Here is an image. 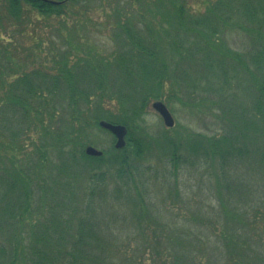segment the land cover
I'll list each match as a JSON object with an SVG mask.
<instances>
[{
	"label": "trees",
	"instance_id": "trees-1",
	"mask_svg": "<svg viewBox=\"0 0 264 264\" xmlns=\"http://www.w3.org/2000/svg\"><path fill=\"white\" fill-rule=\"evenodd\" d=\"M81 1L0 0V19L60 17ZM201 1L194 15L187 0H158L138 15L144 34L118 20L125 48L113 58L73 54L76 43L54 69L18 72L0 54V264H264V0ZM226 29L246 35L244 50ZM179 55L195 62L190 74ZM164 96L201 108L212 131L148 134L140 121ZM100 119L124 124L126 143L86 154L87 136L107 131ZM152 161L165 208L149 187ZM195 163L216 174L191 204L177 176Z\"/></svg>",
	"mask_w": 264,
	"mask_h": 264
},
{
	"label": "rangeland",
	"instance_id": "rangeland-1",
	"mask_svg": "<svg viewBox=\"0 0 264 264\" xmlns=\"http://www.w3.org/2000/svg\"><path fill=\"white\" fill-rule=\"evenodd\" d=\"M155 2L157 3L158 0H86L72 5L67 15L50 18L32 15L31 20L29 18L26 23L19 26H9V23L1 18L0 37H4L0 43L1 60L4 65L13 68V70L17 69L16 71L18 72L29 71L38 66L52 69L54 63L64 56L63 53L74 49L72 45H76V43H79L80 49L79 51L78 49L73 50V54L74 52L84 54L85 50L89 48L93 53L92 55L97 54L98 56L102 54V56L106 55L107 58H110V55L113 58V55H116L118 50L125 48L123 40L126 39L117 21L124 22V18L127 15L128 19L132 20L131 22L135 23L136 27H145V29L142 28L141 30L142 34H144L147 28L142 21L143 19H139L138 15H150L146 7L152 9ZM198 2L202 4L201 0ZM188 3L189 0H187L185 5L187 6ZM203 6L202 13L205 12L206 7L205 4ZM187 9L189 8L187 7ZM188 12L194 15L198 14L193 13L190 9ZM165 38L166 42L164 41L163 43L161 40L160 45L168 49L170 38ZM223 39L231 47L241 50H244L248 42L246 35L236 29L224 30ZM67 44L70 45L68 46ZM180 56L176 58L180 61L179 67L183 72L186 71L187 74H190L192 72L190 64L194 65L195 62L192 58L183 59V57L179 58ZM70 63L72 62L70 61ZM193 70L195 72V69ZM175 93L181 99L186 95L185 91H176ZM237 97L243 102L246 101V95L243 93H240ZM177 99L179 98L168 99L166 96L160 98L174 118L175 122L172 127H175L177 131L185 128L203 133L212 131L214 128L213 118L200 114L199 109L201 108L184 104ZM184 99H186L185 96ZM154 100L158 99H152L149 102L146 114L143 120L140 121L144 130L152 136L159 134L162 128H167L162 117L151 106ZM29 132L34 135L33 129L29 130ZM87 138L90 144L99 150L109 148L115 142L113 134L98 128H95ZM27 143L31 144L30 141H27ZM31 147L32 144L28 146V151ZM148 150L150 153L155 150L152 154H157L158 152L154 144ZM208 166L203 168L195 163L193 166L190 164L183 166L179 170L177 176L178 186L185 197L187 195V197L191 198H189L190 201L192 200L191 204L196 202L198 198H204L209 189L213 188L211 182L216 174V169L214 164ZM53 168L55 169V167ZM161 168L162 165L160 166L158 161H152L149 187L158 194L155 198L156 205L160 208H165L168 203L166 200L167 185L162 181L164 174H162ZM60 191L62 193L63 189L61 188ZM78 195L80 194L78 193ZM37 202L38 199L36 198L35 204ZM19 253H21V249H19ZM20 255L22 256V254ZM2 257V254H0V258Z\"/></svg>",
	"mask_w": 264,
	"mask_h": 264
},
{
	"label": "water",
	"instance_id": "water-1",
	"mask_svg": "<svg viewBox=\"0 0 264 264\" xmlns=\"http://www.w3.org/2000/svg\"><path fill=\"white\" fill-rule=\"evenodd\" d=\"M151 106L156 112L159 113L167 127H171L174 124V118L163 101L154 100L152 101ZM98 124L100 127L107 129L114 135L115 147L120 148L125 145V136L127 134V128L125 125L121 123H113L104 119L99 120ZM85 153L98 156L102 154V151L92 145H87L85 147Z\"/></svg>",
	"mask_w": 264,
	"mask_h": 264
},
{
	"label": "clouds",
	"instance_id": "clouds-1",
	"mask_svg": "<svg viewBox=\"0 0 264 264\" xmlns=\"http://www.w3.org/2000/svg\"><path fill=\"white\" fill-rule=\"evenodd\" d=\"M187 7L193 12L198 13L203 11V4L199 3L198 0H189Z\"/></svg>",
	"mask_w": 264,
	"mask_h": 264
}]
</instances>
